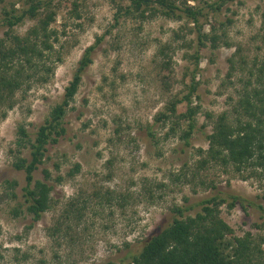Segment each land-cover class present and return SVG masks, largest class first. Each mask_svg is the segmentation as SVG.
<instances>
[{
  "label": "rangeland",
  "instance_id": "obj_1",
  "mask_svg": "<svg viewBox=\"0 0 264 264\" xmlns=\"http://www.w3.org/2000/svg\"><path fill=\"white\" fill-rule=\"evenodd\" d=\"M207 2L175 1L203 9L196 24L180 11L181 18L149 11L144 18L134 11L127 14L129 0H53L50 28L59 34L55 49L62 45V61L46 83L16 90L5 116L0 109V264H39L42 259L51 263L54 252L66 264L117 260L128 252L124 245L139 248L167 226L174 204L184 203V198L200 201L216 190L241 195L264 210V180L258 170L214 163L198 167L203 156L199 151L208 148L206 136L212 129L206 115L216 118L231 112L249 70L264 62V0H235L218 13H212ZM29 3L0 0V17L4 9L21 11ZM45 12L40 9L13 30L25 35ZM198 28L219 37L216 48L208 41L199 45ZM4 30L0 28V39ZM100 36L93 62L64 117L66 134L47 145V158L35 173L42 178L45 167L53 177H62L54 183V206L35 222L25 205L15 216L13 209L22 201L20 187L25 185L23 172L13 167L17 128L24 126L32 137L61 101L84 49ZM192 74V101L199 112L186 144V123L175 117L164 120L161 114L187 93ZM184 110L185 103H176L177 114ZM20 152L27 156V149ZM76 164L80 169L73 172ZM5 181H17L18 199L10 195ZM120 197L126 198L124 204ZM84 199L88 206L73 225L76 238L55 246L49 228L68 202L82 208ZM220 209L236 235L250 231L264 240L261 210L227 203Z\"/></svg>",
  "mask_w": 264,
  "mask_h": 264
},
{
  "label": "trees",
  "instance_id": "obj_2",
  "mask_svg": "<svg viewBox=\"0 0 264 264\" xmlns=\"http://www.w3.org/2000/svg\"><path fill=\"white\" fill-rule=\"evenodd\" d=\"M175 1L129 0L130 4L124 12L128 14L134 11L143 18L145 11L151 14L159 12L168 18H181L180 14L183 13L187 19L197 24L203 9L179 6ZM205 1H209L207 7L212 13H218L224 5L235 0ZM52 2L53 0H30L29 6L21 11L14 7L2 11L0 28L5 30L3 38L0 39V109L3 116L14 105L11 97L16 90H26L33 82L46 83L53 74L56 63L62 61L59 51L62 45H59V50L55 49V44H59V34L56 29L50 28L54 18V12L50 10ZM40 9L46 11L44 17L39 18L38 23L25 35L16 34L13 28L26 17L35 18ZM211 30L213 32L214 27ZM218 38L213 33L209 36L203 34L200 28L197 30L200 46H204L208 41L211 47L216 48ZM101 40V36L97 37L94 43L84 49L72 78L64 89L61 101L51 108L48 117L38 126L32 137L24 126L19 125L17 128V155L13 167L23 172L25 185L20 187L22 201L13 209L15 216L21 214L20 207L25 205L26 213L35 222L54 206V183H60L62 177H53L51 171L45 167L40 171L42 178H36L35 173L47 158V145L58 143L66 134L64 117L78 90L83 73L93 62V55ZM195 59L194 70L198 67V54ZM249 76L231 112L224 111L216 118L211 114L206 115L212 122V129L206 136L208 148L205 152L199 151L203 156L198 167L214 163L232 165L237 170L253 168L259 171L260 178L264 180V62L256 69L251 68ZM193 78L194 74L182 99L172 102L168 113L161 114L164 120L175 117L177 121L181 119L186 123L182 135L186 144L195 129L196 115L199 112V106L194 105L192 101L196 91ZM176 103H185L183 113L177 114ZM22 149H27V156L21 154ZM55 167L59 169L57 163ZM79 169L76 164L73 172H78ZM5 182L8 189L12 190L10 195L18 199L19 195L14 191L18 186L17 181ZM213 189H216V186ZM119 199L121 204L126 201V198ZM110 201L112 199H109ZM225 203L231 208L236 204L243 208L256 207L262 212L261 218H264V210L260 205L232 192L227 194L216 190L213 195L196 202H189L188 198H184V203L171 207V222L167 226L143 241L139 248L132 249L128 244L124 245L127 253L104 264H264L263 238L250 231L236 235L220 216V208ZM86 206V199L82 208L76 206L74 201L65 205L48 232L55 246H61L62 240L74 241V222L79 219ZM30 227L31 225L28 226ZM53 260L49 263L42 259L39 264H66L56 252L53 254Z\"/></svg>",
  "mask_w": 264,
  "mask_h": 264
}]
</instances>
